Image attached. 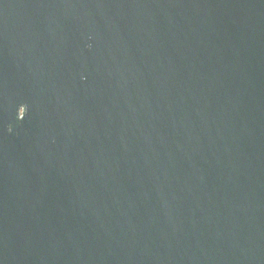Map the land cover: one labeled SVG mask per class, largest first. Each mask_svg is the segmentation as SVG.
I'll return each mask as SVG.
<instances>
[{"label":"water","instance_id":"obj_1","mask_svg":"<svg viewBox=\"0 0 264 264\" xmlns=\"http://www.w3.org/2000/svg\"><path fill=\"white\" fill-rule=\"evenodd\" d=\"M0 264H264V0H0Z\"/></svg>","mask_w":264,"mask_h":264}]
</instances>
